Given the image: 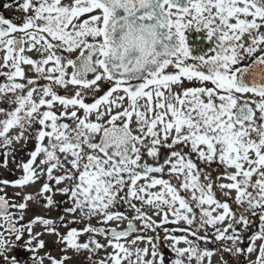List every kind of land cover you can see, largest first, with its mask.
I'll return each mask as SVG.
<instances>
[{
	"label": "snow or ice",
	"instance_id": "snow-or-ice-1",
	"mask_svg": "<svg viewBox=\"0 0 264 264\" xmlns=\"http://www.w3.org/2000/svg\"><path fill=\"white\" fill-rule=\"evenodd\" d=\"M0 168V264H264V0H0Z\"/></svg>",
	"mask_w": 264,
	"mask_h": 264
},
{
	"label": "rangeland",
	"instance_id": "rangeland-1",
	"mask_svg": "<svg viewBox=\"0 0 264 264\" xmlns=\"http://www.w3.org/2000/svg\"><path fill=\"white\" fill-rule=\"evenodd\" d=\"M21 157L24 160L27 159V156L25 155V153H19V154H17V158L18 159H20ZM9 168H14V166L11 163H9ZM19 175H20V172L19 171H15V175H12V174H9L5 169L0 168V179L14 180ZM5 191L8 193L9 196H12L13 192L14 191H17V189H13L11 187H8V188L5 189ZM149 235H152V233H149ZM209 247H212V246L209 245ZM53 254H55V252ZM213 264H219V257H218V255L215 256V257H213Z\"/></svg>",
	"mask_w": 264,
	"mask_h": 264
},
{
	"label": "flooded vegetation",
	"instance_id": "flooded-vegetation-1",
	"mask_svg": "<svg viewBox=\"0 0 264 264\" xmlns=\"http://www.w3.org/2000/svg\"><path fill=\"white\" fill-rule=\"evenodd\" d=\"M2 14H3V15H5L6 17H8V16H11V15H12V13H10V12H7V11H4ZM0 194H2V193H0Z\"/></svg>",
	"mask_w": 264,
	"mask_h": 264
}]
</instances>
